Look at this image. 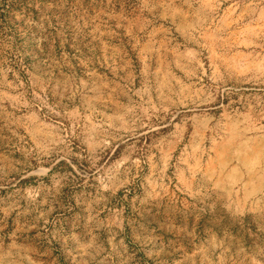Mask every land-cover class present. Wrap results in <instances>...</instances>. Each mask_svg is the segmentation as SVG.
Wrapping results in <instances>:
<instances>
[{
    "label": "rangeland",
    "instance_id": "374dc122",
    "mask_svg": "<svg viewBox=\"0 0 264 264\" xmlns=\"http://www.w3.org/2000/svg\"><path fill=\"white\" fill-rule=\"evenodd\" d=\"M0 264H264V0H0Z\"/></svg>",
    "mask_w": 264,
    "mask_h": 264
}]
</instances>
